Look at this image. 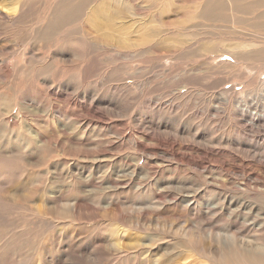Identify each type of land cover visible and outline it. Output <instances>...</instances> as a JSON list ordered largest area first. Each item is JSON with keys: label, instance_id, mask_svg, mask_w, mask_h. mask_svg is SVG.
<instances>
[{"label": "rangeland", "instance_id": "rangeland-1", "mask_svg": "<svg viewBox=\"0 0 264 264\" xmlns=\"http://www.w3.org/2000/svg\"><path fill=\"white\" fill-rule=\"evenodd\" d=\"M71 1L0 0V264H263L264 52L216 39L252 24L121 0L104 35Z\"/></svg>", "mask_w": 264, "mask_h": 264}, {"label": "bare ground", "instance_id": "bare-ground-1", "mask_svg": "<svg viewBox=\"0 0 264 264\" xmlns=\"http://www.w3.org/2000/svg\"><path fill=\"white\" fill-rule=\"evenodd\" d=\"M60 2L57 4L58 7L61 9V15L63 16H68L72 19V17H76V15H78L80 6L78 4H74L72 1L70 2V0H59ZM69 1V2H68ZM82 2V0H80ZM88 1V0H87ZM115 1V3H110L109 1H103L100 6H96V7H90L91 10L90 12L93 13L92 15V22H93V26H95L97 29L101 28L104 31L102 33H104V35H114L116 32L121 31L120 33L124 32V28H129L128 27H124L123 25L125 24V19L126 17L130 14L129 12V6H127V4L121 0H113ZM166 1V0H165ZM79 2V1H78ZM98 2V1H97ZM22 4V3H21ZM25 4V3H24ZM27 4V3H26ZM48 4V3H47ZM92 4V3H91ZM53 5V4H52ZM12 6V5H10ZM25 6V5H24ZM48 6V5H47ZM19 7V6H18ZM7 10V9H6ZM55 10V9H54ZM135 10V9H134ZM10 11V10H8ZM19 11V10H18ZM101 12V15H103L101 17V22H99V18L95 19V15H97V17L99 16ZM137 12V11H136ZM129 13V14H128ZM60 14V13H59ZM161 15V13H159ZM2 15V13H1ZM7 15V14H6ZM234 16L230 19H228V16ZM8 16V15H7ZM23 16V15H22ZM60 16V15H59ZM79 16V15H78ZM91 16V15H90ZM162 16V15H161ZM237 16V18L235 17ZM242 16H247L248 18H243ZM82 17V15H81ZM88 17V16H86ZM198 17L202 18V19H219L222 22H230V23H238L239 25H244V26H249V24H252V29L250 30H254V31H247L245 28V31H240V32H236L234 30V32H232V34L229 35V38H224L223 35L217 34L216 35V39L219 43L223 44V48L222 49H218L220 51V54H222L224 57H232L231 54L233 52H240L241 54L238 55V58H234V56L232 57V59H245V58H252L251 55L253 56H260L263 52L264 49L261 48V45L263 44L264 40L261 39V35L260 33L255 30L260 28V26H262L264 24V0H205L201 7H200V11L198 14ZM22 18V17H21ZM89 18V17H88ZM86 20H89V19ZM164 18V17H163ZM243 18V19H242ZM66 20L69 18H65ZM70 19V20H71ZM74 19V18H73ZM76 19V18H75ZM151 19V18H150ZM162 19V18H161ZM53 20V19H52ZM78 20V19H77ZM84 20V18H83ZM132 20V18H131ZM130 20V21H131ZM164 20V19H163ZM65 21V20H64ZM82 21V20H81ZM90 21V20H89ZM104 21V23H103ZM136 21V19H135ZM57 22V21H56ZM74 22V20H73ZM84 22V21H83ZM140 22V21H139ZM68 23V22H67ZM66 23V24H67ZM72 23V21H71ZM70 23V25H71ZM89 23V22H88ZM142 23V22H141ZM69 24V23H68ZM128 24V22H127ZM49 25V23H48ZM105 25H106V29H105ZM133 25V23H132ZM138 25V24H137ZM140 25V24H139ZM47 26V25H46ZM45 26V27H46ZM63 26V25H62ZM73 26V25H71ZM78 26V25H77ZM89 27V25H87ZM92 26V24H91ZM126 26V24H125ZM144 26V25H143ZM146 29H147V24H145ZM49 28H51V24L48 26ZM75 27V26H74ZM87 27V29H88ZM92 27V28H95ZM241 27V26H240ZM60 28V27H59ZM72 28V27H71ZM81 28V27H80ZM86 28V26H85ZM144 28V27H143ZM238 28V27H237ZM243 28V27H242ZM68 29V28H67ZM82 29L83 25H82ZM149 29V28H148ZM186 29V28H185ZM197 29V28H196ZM239 29V28H238ZM244 29V28H243ZM81 30V29H80ZM91 30V29H90ZM82 31V30H81ZM97 32V30H95ZM128 31V30H127ZM130 31H132V29H130ZM129 31V32H130ZM150 32V30H148ZM187 31V30H186ZM84 32V31H83ZM89 32V30L87 31ZM91 32H93L91 30ZM95 32V34H96ZM63 33V32H62ZM68 33V32H66ZM94 33V32H93ZM92 33V34H93ZM189 33V32H187ZM197 33V32H196ZM69 34V33H68ZM91 34V33H90ZM88 34L87 37L90 35ZM91 34V35H92ZM124 34V33H123ZM122 34V35H123ZM152 34V33H151ZM155 34V33H154ZM192 34V33H191ZM50 35V34H48ZM203 36V34H201ZM95 36V35H93ZM98 36V34H97ZM95 36V37H97ZM100 36V34H99ZM103 36V34H102ZM127 36V35H126ZM84 37V36H83ZM91 37V36H90ZM89 37V38H90ZM122 37V36H121ZM193 37V36H192ZM200 37V36H199ZM70 38V37H69ZM86 38V37H85ZM84 38V39H85ZM88 38V39H89ZM110 38V37H109ZM109 38L103 41H109ZM144 38V37H143ZM153 38V37H152ZM101 39V38H100ZM99 39V40H100ZM199 39V38H198ZM228 39H233V42L230 43H224L227 42ZM111 40V39H110ZM122 40V39H121ZM190 40V39H188ZM194 40V39H192ZM102 41V42H103ZM112 42V41H111ZM141 42V41H140ZM191 42V41H190ZM217 42V44H218ZM73 43V42H72ZM77 43V42H76ZM122 43V42H121ZM143 43V42H142ZM186 43V42H185ZM104 44V43H103ZM107 45V43H105ZM140 44V43H139ZM188 44H190L188 42ZM214 44V46H216L215 43H212V45ZM105 45V46H106ZM111 45V43H110ZM109 46V43L107 45V47ZM116 46V45H115ZM81 47V46H80ZM264 47V46H263ZM72 49V48H71ZM206 50V48H205ZM218 52V51H217ZM74 55V54H73ZM212 58V57H211ZM71 59V58H70ZM46 61V60H45ZM72 61V60H71ZM252 62V61H251ZM82 63V62H81ZM263 65V64H262ZM5 69V67H4ZM215 69V68H214ZM8 71V70H7ZM6 71V72H7ZM57 71V70H56ZM9 72V71H8ZM216 73V72H215ZM64 74V73H63ZM70 74V73H69ZM31 75V74H30ZM34 75V74H33ZM35 76V75H34ZM33 76V77H34ZM78 77V76H77ZM42 81V79H41ZM78 81V80H77ZM44 85V84H43ZM85 89V88H84ZM75 90V89H74ZM262 92V91H261ZM259 94V93H258ZM65 98V97H64ZM260 98V97H259ZM77 99V98H76ZM10 102V100L8 101ZM71 104V103H70ZM86 104V103H85ZM6 106V103H5ZM4 106V107H5ZM35 114V113H34ZM261 115V114H260ZM263 117V116H262ZM83 134V133H82ZM32 145V144H31ZM173 145V144H172ZM171 149V148H170ZM170 151V150H169ZM175 153V152H174ZM225 164V162H224ZM228 165V164H226ZM222 177V176H221ZM220 177V178H221ZM223 178V177H222ZM224 182V180H223ZM244 187V186H243ZM261 243H264V240L261 241ZM246 253H248V251H245ZM240 253V252H239ZM251 254V253H250ZM249 254V255H250ZM263 254V251H262ZM244 255V253H243ZM247 255V256H249ZM254 254L252 253V256ZM258 255V254H257ZM260 255V254H259ZM242 256V255H241ZM261 256V255H260ZM264 257V254L262 255ZM261 256V257H262ZM251 257V256H250ZM254 257V256H253ZM252 258V257H251ZM259 258L256 257L255 258ZM165 260V259H164ZM264 262V260H262ZM155 262V261H154ZM255 262V261H254ZM254 262H252L254 264ZM167 263V261H166ZM251 263V262H250ZM257 263V262H256ZM262 263V262H261ZM264 264V263H263Z\"/></svg>", "mask_w": 264, "mask_h": 264}]
</instances>
